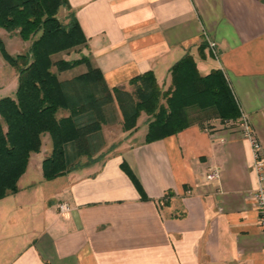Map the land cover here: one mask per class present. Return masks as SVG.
Returning <instances> with one entry per match:
<instances>
[{
  "label": "crops",
  "instance_id": "0c3cea01",
  "mask_svg": "<svg viewBox=\"0 0 264 264\" xmlns=\"http://www.w3.org/2000/svg\"><path fill=\"white\" fill-rule=\"evenodd\" d=\"M68 1L59 17L75 15L87 38L77 50L111 89L150 70L167 87L171 67L192 54L201 74L224 70L264 147V0ZM141 117L137 130L121 127L127 135L106 155L55 179L44 178L40 158L39 180L57 186L47 193L37 182L22 185L32 154L18 192L0 200L12 195L31 209V228L4 247L0 264H264V231L248 195L258 179L241 127L212 119L146 142ZM215 169L219 177L209 179Z\"/></svg>",
  "mask_w": 264,
  "mask_h": 264
},
{
  "label": "trees",
  "instance_id": "16d2710c",
  "mask_svg": "<svg viewBox=\"0 0 264 264\" xmlns=\"http://www.w3.org/2000/svg\"><path fill=\"white\" fill-rule=\"evenodd\" d=\"M62 7L68 8L69 1L0 0V28L32 41L28 52L14 56L0 34V51L18 75L15 96L0 98V200L18 192L19 180L32 154L41 152L45 134L52 139V151L42 162L45 179L75 169L84 163L83 157L94 161L110 110L115 114L116 107L124 132L137 130L140 117L147 116L146 142L194 123L209 127L212 119L240 125L243 113L224 70L201 74L189 53L171 67L166 89L152 70L129 82L133 91L111 89L89 56H62L87 43L75 15L70 14L68 22L59 17ZM80 66L86 70L66 74Z\"/></svg>",
  "mask_w": 264,
  "mask_h": 264
},
{
  "label": "rangeland",
  "instance_id": "374dc122",
  "mask_svg": "<svg viewBox=\"0 0 264 264\" xmlns=\"http://www.w3.org/2000/svg\"><path fill=\"white\" fill-rule=\"evenodd\" d=\"M61 19L65 22V19L61 16ZM1 36L3 37L7 49L9 53L16 56L21 53H26L30 49L32 41H24L15 33L8 32L5 29L0 28ZM210 48V44L208 43ZM212 54H214L213 50L211 49ZM63 57L66 59H76L82 56L81 53L76 50H72L69 53L62 54ZM82 68L78 67L75 70L70 72H66V74L77 73ZM69 76V75H66ZM18 85V75L17 71L14 67L11 66L10 63L5 60L4 56L0 51V98L4 96H15L16 90ZM131 91L134 90V87L127 86ZM163 89L167 87L162 86ZM120 121V111L116 108L115 114L110 110L109 115V123L104 126L103 130H113L114 128L117 129V133H102L104 145L99 149L93 156V159L101 155H106L109 152V148L112 144L117 143L119 140L125 137V133H121V123ZM140 121H143V117L140 118ZM209 122V121H208ZM210 123V122H209ZM105 132V131H104ZM129 133V132H127ZM105 135V136H104ZM105 137V138H104ZM68 154H71V145L67 147ZM52 151V139L49 134H45L43 136V146L41 152L34 153L32 157V166L30 167L28 175L23 179L22 185L30 182H37L39 184L40 194L42 192H49L51 189H55L57 186L56 184H49L45 183V181H40L39 179L42 178L40 170H35L36 162L40 158H44ZM50 152V153H49ZM71 160V157H70ZM82 162H87V157L81 158ZM29 196V195H28ZM32 201L34 197L31 198ZM20 200V199H19ZM24 208V209H22ZM31 209H28L27 206H19L17 199H14V196H10L8 200L0 201V254L5 253L4 247H10L13 242L11 240L19 239L20 236L23 240H25V233L28 234V231L31 228ZM22 233V235H18ZM5 247V250H6Z\"/></svg>",
  "mask_w": 264,
  "mask_h": 264
},
{
  "label": "built area",
  "instance_id": "2783aa9c",
  "mask_svg": "<svg viewBox=\"0 0 264 264\" xmlns=\"http://www.w3.org/2000/svg\"><path fill=\"white\" fill-rule=\"evenodd\" d=\"M210 49L214 54H218L216 43L210 42ZM244 137L250 142L253 153V169L257 175L258 187L248 192L249 197L254 201V204L260 214V225L264 231V147L257 137L254 129L250 125L247 117L242 114L240 125ZM219 177V170H212L208 174L209 179H217ZM62 209H68V205L63 204Z\"/></svg>",
  "mask_w": 264,
  "mask_h": 264
}]
</instances>
